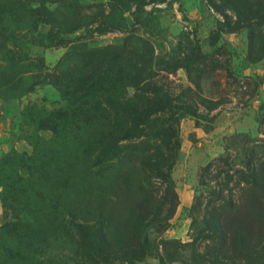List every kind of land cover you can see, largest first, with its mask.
I'll use <instances>...</instances> for the list:
<instances>
[{"label": "rangeland", "instance_id": "obj_1", "mask_svg": "<svg viewBox=\"0 0 264 264\" xmlns=\"http://www.w3.org/2000/svg\"><path fill=\"white\" fill-rule=\"evenodd\" d=\"M111 1L0 0V264H264V0Z\"/></svg>", "mask_w": 264, "mask_h": 264}, {"label": "trees", "instance_id": "obj_2", "mask_svg": "<svg viewBox=\"0 0 264 264\" xmlns=\"http://www.w3.org/2000/svg\"><path fill=\"white\" fill-rule=\"evenodd\" d=\"M126 1L131 2V0H126ZM126 1H124V0H112L111 2L113 5H109V12H108V15L105 16V18L112 17L111 13L115 12V4L122 7L123 5H125ZM109 25H115V23L114 24L111 23ZM103 26L104 25H102V23H100L99 27L101 29H103L102 28ZM153 60H154V58H153L151 53H146V56H145L143 54H139L138 52H135V54L133 55L132 62H134V68H135L136 72L133 74L132 80L137 81V78L140 79L141 75H145L147 77V79L145 80L143 87H145L146 85L150 86L152 89L150 93L152 96H155L158 93H160V89H158L154 84H150V82H152L155 79V77L157 76V73L154 72L150 66V64H152ZM113 68L115 69V60H114ZM120 73H121V70H118L116 72V75H119ZM114 81H115V78H114ZM56 85H58L59 88L62 87L61 86L62 84L60 81L57 82ZM154 88H156V89H154ZM167 99L168 98L166 97L165 101H167ZM133 101H134V99H132V97L129 99L122 97V98L116 99L114 101V104L118 108H122L121 106L127 107V106L133 104L134 103ZM165 101L160 100L158 97H156L155 101H153L152 106H153V108L154 107L157 108V107H159V105L165 104ZM131 106H133V105H131ZM155 113H158V112L157 111L156 112H150V113L144 115V120L142 122H140L138 125H134V127L132 129L131 137L132 138H138L139 135H142V133L144 132L143 129L150 125L149 129L153 128L151 130V132L153 131V138L156 141L163 142L164 150L166 152H168L167 155H164V154H161L160 152H158L157 162H155L154 166L166 167V166H168L167 163L172 161L173 153L175 152V150L177 149V146H178V144H176L177 133H176V129H175V119H172L171 117H163V115H161V114L156 115ZM170 119H172V120H170ZM173 121H174V123H173ZM139 126H141V127H139Z\"/></svg>", "mask_w": 264, "mask_h": 264}]
</instances>
